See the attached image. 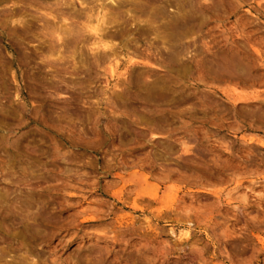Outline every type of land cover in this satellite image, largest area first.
<instances>
[{
  "label": "rangeland",
  "instance_id": "rangeland-1",
  "mask_svg": "<svg viewBox=\"0 0 264 264\" xmlns=\"http://www.w3.org/2000/svg\"><path fill=\"white\" fill-rule=\"evenodd\" d=\"M119 1L0 0V264H264V0Z\"/></svg>",
  "mask_w": 264,
  "mask_h": 264
},
{
  "label": "bare ground",
  "instance_id": "bare-ground-1",
  "mask_svg": "<svg viewBox=\"0 0 264 264\" xmlns=\"http://www.w3.org/2000/svg\"><path fill=\"white\" fill-rule=\"evenodd\" d=\"M72 2H73V4H90L91 3V0H89L90 1V3H88L89 1H87V0H71ZM86 1H87V3H86ZM97 1V3H96V5L97 4H100L99 5V7H98V14H99V17H100V14H101V12L103 11V10H105L106 9V4H117V3H122V2H120L119 0H96ZM125 1V0H124ZM68 1H66V3H67ZM123 3H125V2H123ZM130 3V2H129ZM150 3V2H149ZM93 4V3H92ZM126 4H128V3H126ZM108 6H110V5H108ZM108 8V7H107ZM87 9V8H86ZM108 10V9H107ZM95 11V10H94ZM97 12V11H96ZM10 14V13H9ZM7 15V14H6ZM16 16H17V14H16ZM73 16V15H72ZM75 16V15H74ZM77 17V16H76ZM102 18L104 17V16H101ZM100 17V18H101ZM87 18V17H86ZM108 19V18H107ZM5 20V19H4ZM93 21V20H92ZM109 21V20H108ZM97 22V21H96ZM95 22V23H96ZM98 22H99V20H98ZM110 22V21H109ZM92 23V22H91ZM104 23V22H103ZM102 23V24H103ZM61 24V23H60ZM106 24H107V22H106ZM63 25V24H62ZM94 26V25H93ZM100 26V25H99ZM99 26H96L95 28H91V31L94 33V35H95V41L96 40H98L99 41V43L100 44H98V45H100L99 47L100 48H102V49H110V46H109V44L108 43H105L104 41H103V38H102V36L104 35H102L101 36V34H100V28H99ZM56 31V30H55ZM102 31V30H101ZM57 32V31H56ZM61 32V31H60ZM109 36V35H108ZM104 42V43H103ZM113 53V52H112ZM116 53V52H115ZM114 54V53H113ZM117 54V53H116ZM116 54H114V55H116ZM100 56V55H99ZM106 56V55H105ZM108 59H110V58H106L105 60H108ZM100 60V59H99ZM112 60V59H111ZM104 61V60H103ZM132 63V62H131ZM133 64V63H132ZM148 65V64H147Z\"/></svg>",
  "mask_w": 264,
  "mask_h": 264
}]
</instances>
